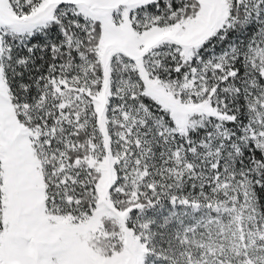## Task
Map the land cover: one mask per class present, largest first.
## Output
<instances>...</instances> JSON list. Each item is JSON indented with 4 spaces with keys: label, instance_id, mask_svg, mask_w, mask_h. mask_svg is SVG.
<instances>
[{
    "label": "snow or ice",
    "instance_id": "6c2138e0",
    "mask_svg": "<svg viewBox=\"0 0 264 264\" xmlns=\"http://www.w3.org/2000/svg\"><path fill=\"white\" fill-rule=\"evenodd\" d=\"M0 264H264V0H0Z\"/></svg>",
    "mask_w": 264,
    "mask_h": 264
}]
</instances>
